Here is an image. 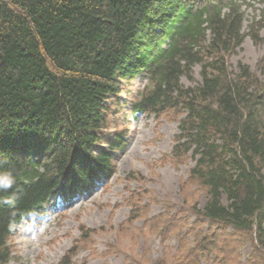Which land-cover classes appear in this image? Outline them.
I'll return each mask as SVG.
<instances>
[{
  "label": "trees",
  "instance_id": "16d2710c",
  "mask_svg": "<svg viewBox=\"0 0 264 264\" xmlns=\"http://www.w3.org/2000/svg\"><path fill=\"white\" fill-rule=\"evenodd\" d=\"M244 1L0 0V170L16 177L0 199L19 194L0 205V264L23 217L111 175L126 141L103 130L137 76L147 87L130 111L181 108L172 156L191 152L189 176L207 194L186 261L264 264V75L228 64ZM196 64L201 81L181 85ZM240 234L251 240L243 259Z\"/></svg>",
  "mask_w": 264,
  "mask_h": 264
},
{
  "label": "rangeland",
  "instance_id": "374dc122",
  "mask_svg": "<svg viewBox=\"0 0 264 264\" xmlns=\"http://www.w3.org/2000/svg\"><path fill=\"white\" fill-rule=\"evenodd\" d=\"M241 10L244 38L228 64L230 69L247 64L263 79L264 0H245ZM200 81L199 64L180 77L183 86ZM146 87V79L137 76L110 110L103 131L126 141L115 153L111 175L67 207L49 204L25 216L7 240L6 264H190L184 256L196 230L188 228L207 194L189 176L191 152L172 156L181 108L130 111ZM250 241L239 235L242 259L251 252Z\"/></svg>",
  "mask_w": 264,
  "mask_h": 264
},
{
  "label": "clouds",
  "instance_id": "9594fccd",
  "mask_svg": "<svg viewBox=\"0 0 264 264\" xmlns=\"http://www.w3.org/2000/svg\"><path fill=\"white\" fill-rule=\"evenodd\" d=\"M16 185V177L11 170H0V192H8ZM19 200V194L11 191L6 198L0 199V205L14 207Z\"/></svg>",
  "mask_w": 264,
  "mask_h": 264
}]
</instances>
